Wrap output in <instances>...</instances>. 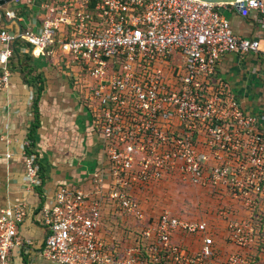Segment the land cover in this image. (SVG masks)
<instances>
[{
    "label": "built area",
    "instance_id": "1",
    "mask_svg": "<svg viewBox=\"0 0 264 264\" xmlns=\"http://www.w3.org/2000/svg\"><path fill=\"white\" fill-rule=\"evenodd\" d=\"M3 7L16 29L0 23V85L17 42L56 59L103 159L87 184L49 196L37 192L39 156L24 142L26 190L40 199L0 208V264H264V114L219 75L229 53L264 55V0H39L34 18ZM226 12L252 34L236 33ZM166 183L198 190L214 217L166 207L150 221L143 200ZM31 214L46 230L39 246L20 232Z\"/></svg>",
    "mask_w": 264,
    "mask_h": 264
},
{
    "label": "crops",
    "instance_id": "2",
    "mask_svg": "<svg viewBox=\"0 0 264 264\" xmlns=\"http://www.w3.org/2000/svg\"><path fill=\"white\" fill-rule=\"evenodd\" d=\"M13 3L6 4L3 11L16 9L28 17L37 16L39 0L34 3L19 0L16 6ZM0 23L7 29H16V24L2 18L1 14ZM237 24L234 30L240 35H251L254 31L253 24L246 18ZM29 48V44L17 42L16 55L10 63L9 84L0 85V208L11 202H39L37 194L26 190L22 154L25 141L31 143L39 156L43 183L37 192L49 196L54 195L61 184H87L89 175L99 169L103 159L101 146L89 128L88 110L72 80L56 59L35 57L27 52ZM2 73L0 65V76ZM219 75L247 110L264 114V55L240 57L229 53L220 63ZM8 151L13 152L10 158L6 157ZM37 217L31 214L20 232L39 246L46 230ZM222 235L224 237V233ZM218 246L222 255L231 249L221 236Z\"/></svg>",
    "mask_w": 264,
    "mask_h": 264
},
{
    "label": "rangeland",
    "instance_id": "3",
    "mask_svg": "<svg viewBox=\"0 0 264 264\" xmlns=\"http://www.w3.org/2000/svg\"><path fill=\"white\" fill-rule=\"evenodd\" d=\"M22 1L26 2L27 0ZM16 5H18V2L13 3V6ZM226 13L229 16L231 25L233 27L238 25L237 23L244 21V18L242 16H237V13ZM154 191V196L145 198L143 200L144 207L154 212L150 215V221L154 220V218H157L160 210L166 207H171L176 213L186 217H205L209 219H211L210 217H214V213L210 211V205L208 204L207 198H204L202 195H200V193L197 192L198 190L195 188L183 189L181 186L174 187L172 183H166L158 184V186L154 188ZM223 230L224 229L222 227L218 230L217 241L218 237L224 233ZM117 234L119 233L117 232ZM17 264H28V260L24 258L20 263ZM36 264L52 263L48 260L38 258Z\"/></svg>",
    "mask_w": 264,
    "mask_h": 264
},
{
    "label": "water",
    "instance_id": "4",
    "mask_svg": "<svg viewBox=\"0 0 264 264\" xmlns=\"http://www.w3.org/2000/svg\"><path fill=\"white\" fill-rule=\"evenodd\" d=\"M14 0H0V8L5 6L6 4L12 2ZM205 1H212V2H232L237 0H205Z\"/></svg>",
    "mask_w": 264,
    "mask_h": 264
},
{
    "label": "trees",
    "instance_id": "5",
    "mask_svg": "<svg viewBox=\"0 0 264 264\" xmlns=\"http://www.w3.org/2000/svg\"><path fill=\"white\" fill-rule=\"evenodd\" d=\"M16 55V53L14 54V56ZM40 174H41V176H42V169L40 170ZM43 178V177H42Z\"/></svg>",
    "mask_w": 264,
    "mask_h": 264
}]
</instances>
